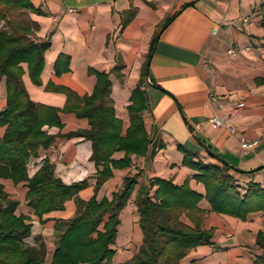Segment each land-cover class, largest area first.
<instances>
[{
	"label": "crops",
	"instance_id": "obj_1",
	"mask_svg": "<svg viewBox=\"0 0 264 264\" xmlns=\"http://www.w3.org/2000/svg\"><path fill=\"white\" fill-rule=\"evenodd\" d=\"M30 2L41 11V14L28 15L38 25L33 39L49 42V48L44 52L41 85L33 84L27 73L23 76L30 100L61 109L66 96L45 90L47 83L66 87L79 96L89 95L96 82L90 70L106 72L111 81L115 115L121 120L123 130L129 125L126 106L138 84L151 41L159 27L173 16L157 36L142 86L148 104L142 115L150 141L147 152L143 156L131 155L129 166L113 169L112 177L96 196L97 199H110L121 188L125 177L136 176L133 193L119 218L125 212L132 218L133 229L137 227L134 198L139 187L152 178L168 179L175 185L188 180L193 190L204 194L203 185L192 179L195 172L182 165L183 153L178 147L194 154L195 160L218 162L197 144L194 137L234 168L230 174L241 192L249 181L264 186V0ZM129 10L133 15L122 27ZM233 46L237 47L235 54L228 55L227 50ZM60 54L69 57V71L56 76L54 62ZM117 58L122 64L118 72L120 79L113 71ZM211 93L215 94L222 109L210 100ZM239 103H243V107L230 120L234 134L209 124L211 116L216 113L226 115L230 107ZM5 104L3 79L0 82V110ZM59 117L62 127H45L48 134L89 128L86 119L72 113H59ZM4 130L0 126V137ZM239 137L253 142V146L241 152ZM90 154L91 146L87 140L57 138L28 161L27 174L33 176L43 161L49 160L55 177L64 184L87 179L88 185L77 193L79 199L87 201L93 195L95 180L92 177L96 172ZM123 156V152H116L113 159ZM252 170L253 173H244ZM1 184L8 197L18 201L17 214L29 218L32 236L42 237L46 256L41 264H50L55 248L54 225L56 222L65 224L75 215L74 200L65 202L63 210L44 214L40 222L24 200L25 182L14 185L3 179ZM199 205L206 212L203 228L210 230L211 236L207 244L190 251L181 264H254V258L263 252L258 233L264 242V213L250 214L242 221L208 211L205 200ZM183 221L189 223L186 217ZM133 236L134 254L141 243ZM116 247L124 252L125 246L115 239L113 248ZM133 254L124 252L116 263L128 261ZM112 263L116 264L113 259Z\"/></svg>",
	"mask_w": 264,
	"mask_h": 264
},
{
	"label": "trees",
	"instance_id": "obj_2",
	"mask_svg": "<svg viewBox=\"0 0 264 264\" xmlns=\"http://www.w3.org/2000/svg\"><path fill=\"white\" fill-rule=\"evenodd\" d=\"M29 13L41 14L30 0H0V82L4 79L6 92V104L0 110V126L5 129L0 137V264H41L46 256L42 237H33L29 218L17 214L19 203L5 193L3 179L14 185L25 182L24 200L40 222L44 214L63 210L65 202L74 200L75 215L65 224L56 222L54 225L55 248L50 264H113L119 213L130 200L137 177H125L121 188L110 199L96 196L112 177L113 169L127 167L131 155L143 156L147 152L150 141L142 115L148 104L142 86L157 36L173 16L159 27L151 41L138 84L126 106L129 125L123 130L121 120L115 115L111 81L106 72L90 70L96 82L89 95L79 96L66 87L47 83L45 90L66 96L61 109L30 100L23 76L27 73L33 84L41 85L44 52L49 42L33 39L38 25L29 18ZM125 15L122 27L133 11ZM68 65L69 57L58 55L54 62L55 75L68 72ZM121 68L117 58L113 71L118 79ZM59 113H72L86 119L89 128L48 134L45 127H62ZM57 138H82L90 143L89 159L96 172L92 177L95 180L93 195L87 201L77 197L88 185L87 179L64 184L55 177L49 160H44L33 176L27 174L28 161ZM178 149L183 153L182 165L195 172L192 179L203 185L204 194L193 190L188 180L175 185L171 180L156 177L141 185L134 198L141 244L123 264H181L190 251L207 244L211 231L203 228L206 212L199 205L201 200L207 202L208 211L242 221L250 214L264 213L263 185L249 181L241 192L230 174L234 169L230 165L195 160L194 154L181 147ZM116 152H123V158L113 159ZM183 217L189 223L183 221ZM258 236L263 252L254 258V264H264V242L260 240V233Z\"/></svg>",
	"mask_w": 264,
	"mask_h": 264
},
{
	"label": "built area",
	"instance_id": "obj_3",
	"mask_svg": "<svg viewBox=\"0 0 264 264\" xmlns=\"http://www.w3.org/2000/svg\"><path fill=\"white\" fill-rule=\"evenodd\" d=\"M236 50H237L236 46L230 47L227 50V54L233 55L235 54ZM209 97L211 101L217 102V107L219 109H222V105L217 101V97L215 96V94L211 93ZM242 107H243V103L236 104L230 107L226 115H220L216 113L208 119V122L209 124H211L212 126L216 128H224L228 130L231 134H234V129L230 124V120L237 113V111L241 109ZM238 141H239V147H240L241 152H245L253 146V142H247L245 141L243 137H239Z\"/></svg>",
	"mask_w": 264,
	"mask_h": 264
},
{
	"label": "rangeland",
	"instance_id": "obj_4",
	"mask_svg": "<svg viewBox=\"0 0 264 264\" xmlns=\"http://www.w3.org/2000/svg\"><path fill=\"white\" fill-rule=\"evenodd\" d=\"M131 219H132L131 216H129L127 213L123 212V214L121 215V218H120L121 221H120V225L118 227V234H117V237H116V241L117 242H122V244L125 246L124 247V252L126 254H130V255L133 254L132 252H133V250L135 248L134 247L135 243L131 242V239H132L131 237L133 235H135L136 236L135 240H138L139 244L141 243V238H140L141 231H140L138 225H137V227L135 229H133V225H132ZM115 249H116V254H115L114 258H113V261L116 263V259L121 257L124 252H121V248H119V247H116ZM125 262H127V261L123 262V260H122V262L120 264H123Z\"/></svg>",
	"mask_w": 264,
	"mask_h": 264
},
{
	"label": "water",
	"instance_id": "obj_5",
	"mask_svg": "<svg viewBox=\"0 0 264 264\" xmlns=\"http://www.w3.org/2000/svg\"><path fill=\"white\" fill-rule=\"evenodd\" d=\"M195 141L197 142V144L199 146H201L204 151L214 160H216L218 163L222 164V165H229L223 158H221L220 156H218L217 154L213 153L210 148L208 146H206L204 143H202L201 141H199L196 137H194Z\"/></svg>",
	"mask_w": 264,
	"mask_h": 264
}]
</instances>
